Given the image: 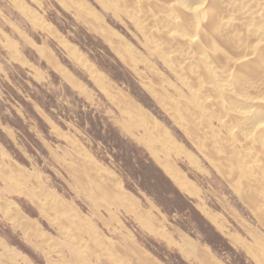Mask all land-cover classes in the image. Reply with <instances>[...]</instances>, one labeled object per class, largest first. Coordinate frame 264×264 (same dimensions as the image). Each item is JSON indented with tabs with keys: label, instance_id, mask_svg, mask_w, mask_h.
Here are the masks:
<instances>
[{
	"label": "rangeland",
	"instance_id": "374dc122",
	"mask_svg": "<svg viewBox=\"0 0 264 264\" xmlns=\"http://www.w3.org/2000/svg\"><path fill=\"white\" fill-rule=\"evenodd\" d=\"M123 8L0 0V264H264L249 188Z\"/></svg>",
	"mask_w": 264,
	"mask_h": 264
},
{
	"label": "bare ground",
	"instance_id": "6f19581e",
	"mask_svg": "<svg viewBox=\"0 0 264 264\" xmlns=\"http://www.w3.org/2000/svg\"><path fill=\"white\" fill-rule=\"evenodd\" d=\"M113 1L134 14L149 46L189 92L182 107L194 117L199 148L224 177L249 188L238 191L264 224V0Z\"/></svg>",
	"mask_w": 264,
	"mask_h": 264
}]
</instances>
